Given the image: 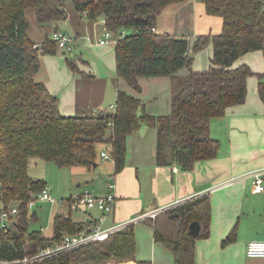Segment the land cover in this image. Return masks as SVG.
<instances>
[{
	"label": "trees",
	"instance_id": "obj_1",
	"mask_svg": "<svg viewBox=\"0 0 264 264\" xmlns=\"http://www.w3.org/2000/svg\"><path fill=\"white\" fill-rule=\"evenodd\" d=\"M71 1L82 16L104 18L106 28L117 38L116 74L133 90L140 92V77H170V111L149 113L143 99L118 88L113 109L63 115L58 96L36 78L40 55L55 53L60 47L52 32L39 45L41 51L34 46L28 36L26 10H34L41 25L51 24L52 31L61 30L60 24L68 16L65 0H0V200L4 203L0 212L12 203L19 209L5 226L0 222V263L29 254L38 259L27 264H103L111 258L129 262L123 264H152L150 259L136 255L134 222L110 231L103 239L38 255L65 234L78 233L96 221H76L71 213L81 209H69L53 214L49 237L40 229L28 230L27 200L31 192L45 186L27 173L29 160L40 157L59 167H91L98 157V144H105L110 146L115 175L124 165L127 135L142 124L156 128L157 164H177L189 170L196 161L215 157L219 141L209 132L210 121L245 100L251 75L257 77V91L264 105V70L254 72L247 64L233 66L248 51L260 49L264 57V3L199 0L206 13L222 18V27L218 33H198L191 42L186 36L152 30L165 6L186 0ZM127 28L131 32H125ZM208 44L212 45L211 65L203 71L193 70L195 53ZM72 49L73 44L68 50ZM68 50L62 48L64 53ZM65 59L72 70L84 73L75 57ZM182 67L189 69L187 74H177ZM192 220L201 224L198 235L188 232ZM210 220V196L202 193L146 216L142 222L151 227L154 241L172 254L175 264H196V240L209 236ZM236 228L234 224L222 238V246L235 241Z\"/></svg>",
	"mask_w": 264,
	"mask_h": 264
},
{
	"label": "crops",
	"instance_id": "obj_2",
	"mask_svg": "<svg viewBox=\"0 0 264 264\" xmlns=\"http://www.w3.org/2000/svg\"><path fill=\"white\" fill-rule=\"evenodd\" d=\"M68 6H66L67 19L61 22L59 28L73 36V49L75 41L82 48L90 49L92 45H96L97 49L94 54H89L90 57L88 56L86 60L80 57L75 58L78 69L84 73L74 71L68 66L62 54V48H59L61 51L57 49L52 54L40 55V69L36 73V78L42 80L49 91L58 96L59 110L63 115H73L82 110L94 111L106 108L107 105L103 106L106 102L105 95L111 93L115 86L116 99L117 90L121 88L118 83L120 77L117 76L116 69L115 73L113 71L114 46L113 49L107 48L106 43H99V38L95 43L96 38L102 36L103 28H106L104 18L101 15L98 16L101 20L98 23L95 19L79 14L71 3ZM162 14H165L164 24L167 32L180 37L186 36L191 42L198 33H218L222 27V18L206 13L204 4L199 0H186L165 6L156 17L157 31H162L160 27ZM26 16L29 21V38L35 45L42 44L46 35L52 32L53 25H41L32 9L26 10ZM85 40H88V43H85ZM112 50L114 55L109 56ZM212 53L211 44L196 53L191 65L192 69L206 70L211 65ZM95 56L99 61L104 62L100 64L106 69H103L101 65L98 67ZM241 64H247L254 72H262L264 70L262 50L248 51L233 62V66ZM188 71L187 67H182L177 74L185 75ZM139 83L140 92H136L125 82L121 89L143 99L144 108L149 113L165 114L170 111V77H140ZM209 132L219 141L216 156L198 160L192 169L185 170L177 164L156 163V128L154 126L142 124L134 129L126 137L125 161L121 170L115 173L114 189L107 188L108 176L114 171L113 158L107 167L108 172L102 181V183L105 182L102 188L96 184L84 186H91L98 194L113 191L115 200L112 210L104 213L94 209L95 211L88 212L84 219L94 220L102 227L123 226L134 222L136 249L140 250L141 241L148 240L149 244H152L154 240L151 227L142 222L144 217L154 216L166 207L196 195L208 193L211 201L210 234L206 238L196 240V264H226L228 257L232 254L243 259L249 241L264 240V229L259 233L243 237L240 243H235V239L222 246L221 240L234 224L239 223L238 211L245 208L241 198L247 191H251L249 194L264 193V191L254 192L250 186L251 172L264 167V105L257 91L256 75H251L247 79L245 100L227 107L222 115L213 117ZM96 160V166H77L78 170L85 173L88 181L95 177L93 167L99 166L98 159ZM173 167H176V170H173ZM90 174H93V177H90ZM81 210L85 212L92 209ZM76 221H83V219ZM145 234L146 239H144ZM250 259L255 260V263L264 264V258L249 257Z\"/></svg>",
	"mask_w": 264,
	"mask_h": 264
},
{
	"label": "rangeland",
	"instance_id": "obj_3",
	"mask_svg": "<svg viewBox=\"0 0 264 264\" xmlns=\"http://www.w3.org/2000/svg\"><path fill=\"white\" fill-rule=\"evenodd\" d=\"M69 3L73 5L71 0H65L64 2L65 9H66V6L69 7L68 6ZM100 21L101 20L98 17L95 19V22L100 23ZM164 21H165V14H162L160 18V22L162 24H160V27L162 31L163 30L167 31ZM189 28L192 29L191 26H189ZM104 31H106V28H103L102 33ZM125 32L129 33L131 32V29L127 28ZM101 37H102L101 35L98 36L95 40V43L97 39L98 38L100 39ZM115 39H116V36H115ZM115 39H110L109 41H107L106 47L107 48L111 47L113 49L114 43L116 41ZM85 41H86L85 43H88V40H85ZM75 42L76 44H75L74 49H72L71 51L68 50L65 53L62 52L64 56L73 57V58L80 57L86 60L88 59L89 54L90 55L94 54V51L97 49L96 45H92L90 49L82 48L80 47L81 45L77 43V41ZM57 49L61 51L60 50L61 48L60 49L57 48ZM203 49H201L200 51H202ZM112 55H114L113 50H112V53L109 54V56H112ZM80 58L79 60L82 61ZM95 59L97 61L96 64L98 65V67L101 65L100 62L104 63L102 61H99V59L96 56H95ZM101 67L103 69H106V67L103 65H101ZM113 71L115 73V65H114ZM118 83H119V86L123 88L124 80L122 78H120ZM105 101L106 102L103 103V106L107 105L106 106L107 108L110 107L111 105L114 106L115 86H113L111 93H107L105 95ZM97 150H98L97 159L99 162V166L93 167L95 168L94 170L95 177L93 180H89V181L87 177L85 176V173L78 170L79 168L77 166L59 167L53 161L45 160L40 157H31L27 165V173L34 180L41 181L49 189L52 196L57 201H64V202L59 203L57 201L55 202L43 201L31 207L28 210V214H27L28 230L40 229L42 230L43 234L47 236L50 235L53 230V227H52L53 214L57 211L64 212V213L68 212L69 207H68L67 199L69 196L74 195L77 192V190L84 188V186L86 185L89 186V185L96 184L98 185L99 188H102V186L105 183V182L102 183V181L105 178L106 173L108 172L107 167L109 166V163H111L112 161V156L110 155L109 145L98 144ZM101 150H104L108 154L107 157L101 156V153H100ZM90 177H93V174H90ZM113 181H115V179H113ZM252 185H253V182L251 181L250 186L252 187ZM245 187L247 188L246 183H245ZM249 193H251L250 190L249 192L247 191V193L241 198V200H243V203L245 204V208L238 211V214L240 215V220H239V223H237V228H236L237 238H236L235 243H240L243 237L247 235L259 233L260 231L264 229V193L263 194H258V193L249 194ZM3 204L4 203H2V201L0 200V207ZM94 209L95 208H92V210L85 209L87 210L85 212L84 210H74L72 212V216L76 220H80V219L85 220L84 218L88 215V212H93L95 211ZM236 220H237V217L235 221ZM143 229H146V228H143ZM144 239H146V234L144 235ZM158 244L154 242V240L152 244H149L148 240L141 241V247H140L141 251L136 249V255L138 256V258H141V259H150L152 264H175L172 254L167 249H165L163 246H161L160 244L158 245ZM152 256H154V258H152ZM25 257H27V261L25 264H27V262L33 263L34 259H38V258H34L35 256L29 257V254L28 256H25ZM123 263H129V262H124V261L111 258L105 261L103 264H123ZM226 264H263V263H255V260H252V259L249 260V257H247L246 254H244L243 259L239 256L232 254L228 257Z\"/></svg>",
	"mask_w": 264,
	"mask_h": 264
},
{
	"label": "built area",
	"instance_id": "obj_4",
	"mask_svg": "<svg viewBox=\"0 0 264 264\" xmlns=\"http://www.w3.org/2000/svg\"><path fill=\"white\" fill-rule=\"evenodd\" d=\"M264 3V0H262ZM152 30L155 31L156 28L152 27ZM52 38L56 40L58 47L70 49L72 46L73 36L64 32L62 30L52 31ZM110 39H115V35L112 31L106 28V31L103 32L102 37L99 39V43H107ZM117 40V38L115 39ZM41 51V46L34 45ZM109 108L113 109L114 106ZM105 151H101L102 157H107ZM176 170V167L172 168ZM252 175V190L254 192L264 191V167L255 169L251 172ZM114 174L109 175L110 182L107 183L108 189H114ZM68 207L69 209H98L104 213L110 212L114 205L115 194L113 191H109L104 194H98L94 189L90 187H84L81 191L76 192L74 195L68 197ZM43 201H57L49 191V189L44 186L42 189L31 192L27 200L28 208H31L37 205L39 202ZM63 203L64 201H57ZM18 206L16 204H9L6 208L1 209L0 212V222L2 226H5L11 220V217L15 216L18 213ZM121 226H112V227H102L100 223L95 224L93 227L86 228L82 231H79L75 234H65L61 241L53 243V246H48L44 248L38 255H48L53 252H60L67 250L73 247H76L82 243L88 242L95 239H103L108 233L116 228ZM37 255V256H38ZM246 255L251 258H264V240H252L247 243L246 246ZM27 257L23 259H16L11 261H6L0 264H25Z\"/></svg>",
	"mask_w": 264,
	"mask_h": 264
},
{
	"label": "water",
	"instance_id": "obj_5",
	"mask_svg": "<svg viewBox=\"0 0 264 264\" xmlns=\"http://www.w3.org/2000/svg\"><path fill=\"white\" fill-rule=\"evenodd\" d=\"M93 166H96V162L93 163ZM201 229V224L198 220H192L188 224V232L191 235H198Z\"/></svg>",
	"mask_w": 264,
	"mask_h": 264
},
{
	"label": "bare ground",
	"instance_id": "obj_6",
	"mask_svg": "<svg viewBox=\"0 0 264 264\" xmlns=\"http://www.w3.org/2000/svg\"><path fill=\"white\" fill-rule=\"evenodd\" d=\"M35 213V212H34Z\"/></svg>",
	"mask_w": 264,
	"mask_h": 264
}]
</instances>
